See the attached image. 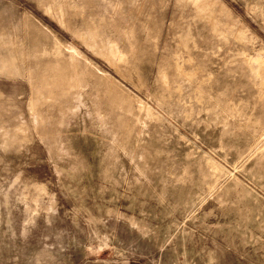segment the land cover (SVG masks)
I'll use <instances>...</instances> for the list:
<instances>
[{
    "label": "rangeland",
    "instance_id": "374dc122",
    "mask_svg": "<svg viewBox=\"0 0 264 264\" xmlns=\"http://www.w3.org/2000/svg\"><path fill=\"white\" fill-rule=\"evenodd\" d=\"M0 264H264V0H0Z\"/></svg>",
    "mask_w": 264,
    "mask_h": 264
}]
</instances>
